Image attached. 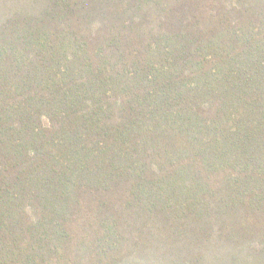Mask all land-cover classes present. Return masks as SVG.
<instances>
[{
  "label": "trees",
  "instance_id": "16d2710c",
  "mask_svg": "<svg viewBox=\"0 0 264 264\" xmlns=\"http://www.w3.org/2000/svg\"><path fill=\"white\" fill-rule=\"evenodd\" d=\"M0 264H264V0H0Z\"/></svg>",
  "mask_w": 264,
  "mask_h": 264
}]
</instances>
